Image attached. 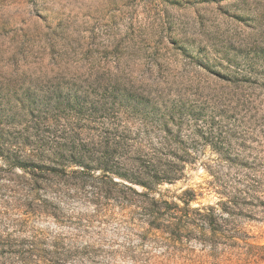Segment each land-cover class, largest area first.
<instances>
[{
	"label": "rangeland",
	"instance_id": "374dc122",
	"mask_svg": "<svg viewBox=\"0 0 264 264\" xmlns=\"http://www.w3.org/2000/svg\"><path fill=\"white\" fill-rule=\"evenodd\" d=\"M0 264H264V0H0Z\"/></svg>",
	"mask_w": 264,
	"mask_h": 264
},
{
	"label": "trees",
	"instance_id": "16d2710c",
	"mask_svg": "<svg viewBox=\"0 0 264 264\" xmlns=\"http://www.w3.org/2000/svg\"><path fill=\"white\" fill-rule=\"evenodd\" d=\"M160 146L161 149H163L164 151L167 149L166 153L164 154L161 151H157V153L161 154V156H165V158H159L158 156L153 155L152 157H149L147 160L143 161L144 163L142 164L141 169L137 171V174H129L127 176L128 177L127 179L133 181L135 184L146 189V192L141 194V196H145V197L148 196V194L154 192L155 188L161 183L173 184L175 181L180 179L181 176L180 171L182 168L181 165L184 164L185 161L182 160L181 158H177L174 156H172L173 158L167 156L169 155L170 152L169 149L170 144L168 141L160 142ZM37 151L38 150L34 148L32 150L33 154H31V157H39L37 156ZM170 154H172V152ZM175 160L177 162H175ZM49 162L54 166H62L61 165L62 161L57 160L55 158H53V160H50ZM31 167L36 168V166H31ZM89 172L91 173L93 172V170L90 167L81 166V174H85L87 177H92V174ZM103 172L108 174L107 171L105 170H103ZM104 177L108 179L106 175H104ZM53 178L59 182H64V184L66 183L65 180L66 174L64 173V171L57 172V175L53 176ZM82 184L84 185V183ZM122 187L131 191V189L126 186H122ZM96 191H98L95 192L96 197L104 196L102 194H99L100 191H104L102 188L98 187ZM107 194L108 192L105 195ZM108 195L111 196L110 193ZM139 203L140 204L138 208L142 212V216L145 219H147L150 227H154V225L158 226L157 223L161 220L163 215H165L163 213L166 210L168 211L170 209L169 207L170 205H168L167 202L165 201H152V200L150 201L147 199V200H141ZM162 210L164 211L161 212ZM200 217L204 218V215H200Z\"/></svg>",
	"mask_w": 264,
	"mask_h": 264
}]
</instances>
